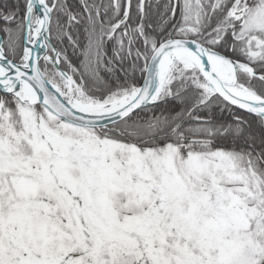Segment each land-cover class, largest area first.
<instances>
[{
    "label": "snow or ice",
    "instance_id": "obj_1",
    "mask_svg": "<svg viewBox=\"0 0 264 264\" xmlns=\"http://www.w3.org/2000/svg\"><path fill=\"white\" fill-rule=\"evenodd\" d=\"M0 264H264V0H0Z\"/></svg>",
    "mask_w": 264,
    "mask_h": 264
}]
</instances>
